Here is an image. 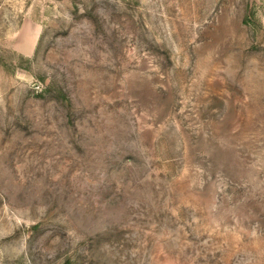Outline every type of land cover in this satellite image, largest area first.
Listing matches in <instances>:
<instances>
[{"label":"rangeland","instance_id":"obj_1","mask_svg":"<svg viewBox=\"0 0 264 264\" xmlns=\"http://www.w3.org/2000/svg\"><path fill=\"white\" fill-rule=\"evenodd\" d=\"M0 264H264V0H0Z\"/></svg>","mask_w":264,"mask_h":264}]
</instances>
